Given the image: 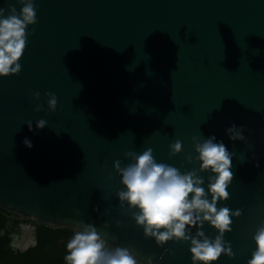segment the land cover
<instances>
[{"label": "water", "instance_id": "95a60500", "mask_svg": "<svg viewBox=\"0 0 264 264\" xmlns=\"http://www.w3.org/2000/svg\"><path fill=\"white\" fill-rule=\"evenodd\" d=\"M33 2L21 71L0 76V208L76 231L91 224L138 264H193L190 240L157 244L133 218L139 209L121 205L115 161L152 148L157 163L199 170L193 137L215 136L234 174L217 207L242 214L224 234L234 256L212 264H248L264 226V0ZM10 6L23 4L0 0L5 16ZM232 125L244 141L230 139ZM177 140L183 150L171 156ZM198 174L207 191L212 173ZM202 230L219 235L209 222Z\"/></svg>", "mask_w": 264, "mask_h": 264}, {"label": "clouds", "instance_id": "9594fccd", "mask_svg": "<svg viewBox=\"0 0 264 264\" xmlns=\"http://www.w3.org/2000/svg\"><path fill=\"white\" fill-rule=\"evenodd\" d=\"M19 2L23 4L20 13H17L15 6H10V14L5 16V9L0 7V76L20 73L19 61L27 47L28 25L37 23L33 0ZM39 95V92L35 93L37 98ZM48 95L49 108L55 111L57 97L53 93ZM46 124V120L39 119L36 127L43 129ZM28 127L32 130L31 121ZM226 131L233 141L246 139L241 127L232 125ZM193 141L199 153L195 159L201 163L199 170L185 173L175 166L157 163L152 148L144 150L142 154L126 152L125 156L131 157L134 162L122 167L119 160L115 161V169L126 186V190L119 191L118 196L121 205L127 202L131 208L139 209L133 213V218L138 225L143 226L146 237H154L159 245L172 239L190 240L193 264H212L222 254L234 256L230 242L224 240V234L232 230L231 217L241 216L242 210L233 212L229 207H217L220 200L227 201L230 198L227 189L234 179L231 171L233 153L222 141L217 142L215 136L205 138L203 142L193 137ZM24 144L32 147L27 138ZM182 150L180 140L170 145L171 156ZM187 160L192 162L193 157L188 155ZM198 171L212 173L208 177L207 191L202 186L205 180ZM209 193L211 200L208 199ZM205 222L218 230L219 235L214 240L202 230ZM191 228H197L195 235L191 233ZM254 240L256 249L248 264H264V226L257 229ZM67 250L65 260L68 264H138L127 247H109L106 239L91 224H85L82 230L75 231L67 242ZM148 264H152V258H149Z\"/></svg>", "mask_w": 264, "mask_h": 264}, {"label": "flooded vegetation", "instance_id": "af4514ba", "mask_svg": "<svg viewBox=\"0 0 264 264\" xmlns=\"http://www.w3.org/2000/svg\"><path fill=\"white\" fill-rule=\"evenodd\" d=\"M76 230L48 225L0 208V264L6 250L37 264H68L67 242Z\"/></svg>", "mask_w": 264, "mask_h": 264}, {"label": "trees", "instance_id": "16d2710c", "mask_svg": "<svg viewBox=\"0 0 264 264\" xmlns=\"http://www.w3.org/2000/svg\"><path fill=\"white\" fill-rule=\"evenodd\" d=\"M2 264H37L28 260L25 254L13 255L11 251L6 250L5 257L1 259Z\"/></svg>", "mask_w": 264, "mask_h": 264}]
</instances>
